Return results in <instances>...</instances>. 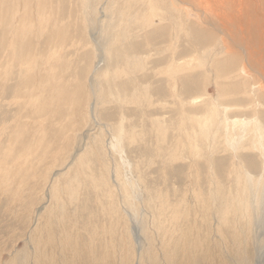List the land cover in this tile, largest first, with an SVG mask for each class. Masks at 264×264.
I'll return each mask as SVG.
<instances>
[{"label":"rangeland","instance_id":"rangeland-1","mask_svg":"<svg viewBox=\"0 0 264 264\" xmlns=\"http://www.w3.org/2000/svg\"><path fill=\"white\" fill-rule=\"evenodd\" d=\"M139 1L115 0L111 7L112 0H0V264H17L21 250L34 258L35 244L57 264L64 254L68 264H97L93 256L119 264L123 237L137 250L136 263L145 245L158 264H166L164 256L188 264L178 244L187 228L186 243L204 238L211 254L204 260L190 250L192 264H241L247 257L264 264V219L256 244L237 249L234 215L220 224L209 203L210 178L222 185L219 198L236 193L232 151L221 144L210 161L177 145L198 139L182 128L194 132L189 119L203 116V101L216 99L231 106L233 118H247L236 71L264 65V0H178L186 7L175 18L179 30L168 20L167 0L150 20ZM129 7L138 22L123 41L125 21L117 14ZM110 22L115 27L103 34ZM172 39L183 64L178 73L169 69ZM135 55L147 58L143 70L126 65ZM260 67L249 83L262 94ZM120 123L125 137L115 152L108 143ZM158 123L166 129L164 144ZM239 155L251 174L262 175L257 152ZM129 181L135 189L127 194ZM65 244L69 252L61 251Z\"/></svg>","mask_w":264,"mask_h":264},{"label":"bare ground","instance_id":"bare-ground-1","mask_svg":"<svg viewBox=\"0 0 264 264\" xmlns=\"http://www.w3.org/2000/svg\"><path fill=\"white\" fill-rule=\"evenodd\" d=\"M114 2H115V0H112V2H110L111 7L114 6ZM139 2H140V4L144 5V10L142 12V18L150 20L152 17H159L161 15L162 3L160 0H140ZM177 2H178V0H167V3H166L167 5H165V8L168 11V13L170 14V17L168 20H171L173 22L172 23L173 28H176L177 30H179L180 26L176 22L175 18L178 16L179 13L182 12V8H186V7L184 5H179ZM86 5H88V2ZM129 10H131L130 7H129L128 11H120L117 14V17L119 20L125 21V27L119 33V36L122 37L123 41L128 39L127 34H128V29L130 28V24L133 22H138L137 21L138 15L132 14V13L130 14ZM108 14H106V17H108ZM109 17L111 19L114 18L112 16H109ZM212 24H214V23H212ZM114 27H115L114 22H110L105 27L104 30L102 29L103 34L105 32H108L109 30H112ZM108 33H105V34H108ZM175 36H176V38H178L177 34ZM171 43H172L171 47L168 50H170L172 52V55L174 56V58L172 60V61H174V65L171 64L169 69L171 70L172 73H178V71H180L181 66L183 65L182 61H180L181 58L178 59L177 54H176L179 42L176 39H172ZM105 48H104V51H105ZM248 55L252 56V53L248 54ZM202 57H203V59H205V61L203 62L202 65H205L210 56H209V54H205ZM194 58L195 57L190 59L191 61L185 62V64L190 65L194 61ZM145 59H147V58H145L143 56L141 57V56L135 55V56H131L130 58H128V60H125V63L127 66L135 67V68L139 67L143 70L141 62ZM179 61H180V63H178ZM246 66L247 65H244V64L238 66L239 69L236 71V73L238 74L237 76L239 78H241L242 85L239 87L238 90L235 88V91H236V93L243 95L244 98L249 101L246 108H242V110H241L244 113H246V111H248L247 112V115H248L247 118H242V117H234L233 118L232 116L229 115L230 112L233 111L231 106L225 107V106L219 104L218 100H216V99H212L213 100L212 103H210L211 101L210 102L209 101H203L204 102L203 107L205 106L204 107L205 109H203V113H204L203 116H200V117L193 116V118L189 119V122L191 123L190 128L192 130H194V132L188 133L186 127L182 128V129H186L185 132L189 137H191L194 134L195 135L200 134L198 136V139L196 141H190L189 143H186V144H183V143L178 144L177 143V145H180L183 148H185V146H187V147L189 146V149L192 151L191 154L194 156V158H201L199 156V154H201L202 156L205 157L206 160H210V161L212 160L214 155L218 152L219 145H221V144H222L221 148L224 147V149H227V151L228 150L230 152L232 151V153H233V155H232L233 163L232 164L234 165V168L232 167L233 168L232 172H234V174L236 175V180H235V189H237L236 193L231 195L229 192V196H228L229 199L225 198L222 195L219 198L218 194L223 193L221 191L222 185H221V183L214 182L212 180V178H210V182H211L210 194H211V197H210L209 203L212 205L211 208L217 207L216 210L215 209L214 210L218 211L216 215L218 217L220 224H227L228 223L227 220L229 219V217L234 215V221H235V225L233 227V231H235V244H234V246L237 249L238 248H241V249L244 248L243 250L246 249V251H247V249L249 248L248 245H249L250 241L254 242L253 243L254 245L256 244L255 231H257V229L260 227V225L264 219V101H262V100H264V93H263V90H262V94H260L261 93L260 91H259L260 93L258 92L257 88L255 87L254 82L249 83L250 75H251V73L256 72L257 67L261 66L260 67L261 68V77L264 78V65L261 64L260 66H251V65H248V67H246ZM142 70H140V71H142ZM207 71H209V64L207 66ZM191 101L193 103H195L196 99H192ZM199 102H202V101L201 100L197 101V103H199ZM237 112H239V110H237ZM122 124L123 123H120L116 127H113L112 133H111V141L108 143L110 145L111 149L115 152H117V151L121 152V150L123 148V139L125 136H124V130H123ZM183 125L185 126V120H184ZM165 132H166V129L162 130V127L158 123L157 134L159 135V138H161L163 140V144H164V141H165V138L167 135ZM106 142H107V140L106 141L104 140L103 146L106 145ZM221 148H220V150H221ZM243 151L244 152L253 151V152H257V154H259V157H260L261 162L263 164V168L261 167L263 169L262 170L263 172H262V175L260 177H255L253 174H251V172L246 169L245 164H243L244 160H243V162L240 160L241 155H239V153L243 152ZM169 154H167V155H169ZM171 157H172V155H171ZM254 158H257V157L255 156ZM210 166H211V164H210ZM66 169H68V168H66ZM211 170H212V166H211ZM118 172H119V170H116V173H118ZM116 177H118V176H116ZM214 177L215 176L213 174V179H214ZM198 180H200V179H198ZM134 183L135 182L129 181L128 184H126V186L124 187L125 192L127 194L130 193L131 187L133 190L135 189ZM239 188H241L240 192L238 190ZM54 190H56L55 187L52 189V191H54ZM195 197L198 200L201 199V198H199L198 194H196ZM220 200L223 202V204H220L218 202ZM161 207H162V209L167 208L163 204H161ZM176 208H179L180 211L175 209L174 220L179 221L183 215L181 216L180 205H176ZM183 217H182V219H183ZM190 229L191 228H187L186 231L181 232L182 233V235H181L182 240L178 241V244L182 241L181 247L184 248V251L188 252L187 254H185V256L188 257V264H192V257L194 258V255H195V254L191 255L190 250H195L196 248L199 251L200 257L204 256V258H205L204 260H207V256H210L211 254L209 252L210 248H208V244L206 245V239L202 238L201 240L200 239H197L196 241L194 240V242H195L194 244H196V245L191 244L190 242L189 243L187 242L188 247L185 246V244H187L186 240L189 241L188 239L190 238V234L192 231ZM217 230L220 231V228H218ZM221 237H222L221 238L222 243L220 245H222V247L224 249V254H225L228 247L223 245L226 243L224 241L225 240L224 237L223 236H221ZM171 239H172V237H171ZM168 240H169V238H168ZM66 241L69 242V240H66ZM121 241H122L121 243L125 244V248H122V247L120 248V255H119V259H118L119 264H147L144 261V259L147 260L150 264H158L157 256L150 254L151 247L147 248L148 250L145 252V249H144L146 247L145 245L143 248L144 253L142 252L139 254V258H138V261L136 263L137 250H135V248H132V245L130 246V241H127L124 237L121 238ZM49 244H50V241H49ZM178 244H175V245H178ZM61 248H62V250H61L62 252H63V250H66L68 252L70 251L69 244H65L64 247L61 246ZM90 249H93V248L90 247ZM113 249L115 250V253H117L116 247ZM178 251H179L178 248L173 249L174 253H178ZM34 252H35V257L33 258L32 255L27 253V251L21 250V252H19V254H20V258H21V256L23 258L21 261H19V259H18L17 264L18 263L19 264H57V263H55V257L47 256L46 253L42 252L40 244L39 245L35 244ZM113 255L115 256V254H113ZM107 256L108 257H105V258L111 257V253L108 252ZM30 257L32 258V261H30V259H31ZM164 257H165V263L166 264H172L171 261L169 262L168 256H164ZM103 258H104V256H103ZM103 258L97 259L96 256H93L92 260L94 261V263L101 264L100 262H102V260H104ZM247 258L242 259L240 261V263L241 264H250L248 262ZM172 260H174V259H172ZM97 261H99V262H97ZM71 262H72L71 258L67 260L66 254H64L62 264H68ZM8 264H13V262L8 263Z\"/></svg>","mask_w":264,"mask_h":264}]
</instances>
